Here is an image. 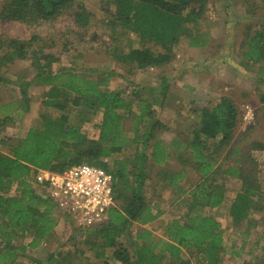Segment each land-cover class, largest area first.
I'll use <instances>...</instances> for the list:
<instances>
[{
    "label": "trees",
    "instance_id": "1",
    "mask_svg": "<svg viewBox=\"0 0 264 264\" xmlns=\"http://www.w3.org/2000/svg\"><path fill=\"white\" fill-rule=\"evenodd\" d=\"M113 1L116 5L114 18L108 23L112 39L118 40L115 30L121 24L141 42L140 45L129 44L127 51H120L118 45L114 48L116 60L131 64L133 68L167 65L175 45L182 38L195 46L204 45V39L210 35L203 26L209 0ZM68 10L73 11L77 24L88 25L91 13L81 0H3L0 19L35 25ZM252 26L246 24L243 30L245 50L242 58L258 64L257 81L263 83L264 23L254 29ZM91 36L97 44L107 41L101 35ZM54 45L56 43L49 40V36L39 34L28 38L0 36V68L17 58L30 60L35 70L33 77L28 79H10L0 72V83H15L19 88L15 101L0 105V131L13 120L8 113L10 108L30 107L28 88L33 83L47 86V99L43 103L62 111L57 116L42 115L41 124L29 128L8 152L0 150V237L5 240L0 249V264H23L17 263L15 258L18 252L25 251L26 245H13V237L30 235L28 246H39L54 237L64 217L55 202L33 182L34 170L62 171L82 162L102 166L113 174L115 198L119 203L108 211L107 219L99 225L72 228L73 235L85 234L83 243L96 258L93 264H191V258L193 264H220L226 250L224 229L228 224L209 210H215L226 199L227 181L236 179L239 182L228 213L233 225L245 222L250 226L252 211L257 208L264 211V206L258 202V198L264 196L258 161L250 153L252 149H264V142L251 141L249 149L242 152L239 145L243 138L234 139L242 120L234 99L222 94L191 110V122L184 130L188 139L174 142L177 158L199 176L193 185L178 184L186 174L183 170L161 169L158 172L176 187L177 198L184 203L181 216L164 222L163 237H156L142 226L133 233L135 222L145 224L162 213L156 203L151 205L143 187L148 178V163L157 165L169 155V150L158 140V130L164 128V124L158 119L154 103L142 98L138 89L132 90L139 109L135 112L134 102L123 90L108 88L114 71L94 68L85 74L86 70L78 67L77 57L73 58L72 66L53 69L52 63L60 57L46 48ZM62 50H66L65 46ZM165 87L163 85L162 93ZM100 112L98 137H88L81 125L93 121ZM130 118L132 127L128 131L125 124ZM130 147L133 158H114L113 167L109 168L107 159ZM232 158L233 161H229ZM107 249H111L110 253ZM259 249L261 255L242 264H264V243ZM184 250L192 251L191 256ZM259 258L262 261H256ZM55 260L51 257L47 264H54Z\"/></svg>",
    "mask_w": 264,
    "mask_h": 264
},
{
    "label": "rangeland",
    "instance_id": "2",
    "mask_svg": "<svg viewBox=\"0 0 264 264\" xmlns=\"http://www.w3.org/2000/svg\"><path fill=\"white\" fill-rule=\"evenodd\" d=\"M3 0H0V5ZM87 9L90 11L89 23L87 26H81L76 23L72 10L66 11L63 15H60L50 21H40L38 24L29 25L25 22L14 20V19H0V36H14L19 38H28L32 34H39L42 37L49 36V40H54L56 45L51 48H46L47 51H52L60 58L58 61L52 63V68L57 70L63 67L72 66L73 58L77 59L79 63V69L86 70L85 74L90 73L91 69L96 68L97 70H108L114 71L113 76L108 80L109 89H120L123 90L124 94L135 101L132 96V90L138 89L142 95L154 94L153 89L149 91L146 85L151 83L147 77H144V73L139 71L133 66L126 65L116 60L115 53L116 45L119 46L117 49L127 51L129 44L140 45L139 39L135 38L133 34L128 32L121 24L116 27L118 33V40L114 41L112 38V30L108 23L114 18L115 3L113 0H81ZM229 3L234 6V14L232 19H242L245 21L247 14L255 15V19H261L264 21V0H209L206 16L204 19L203 26L207 28L209 34L212 32L216 35L215 42L212 45L202 51L203 53H187L184 54L185 41L178 43L174 54H172L171 64L176 63L178 65L185 63L193 67L192 59L194 64L197 60L203 57H208L214 53H219L222 44V21L227 17L226 4ZM257 5V8H256ZM238 7V8H237ZM257 9V10H256ZM255 13V14H254ZM238 15V18H237ZM243 15L242 17H240ZM252 17V16H250ZM259 17V18H258ZM263 19V20H262ZM264 27V26H263ZM254 29V27H253ZM121 32L122 34H119ZM245 32L242 29L240 35ZM251 32V31H250ZM101 35L107 41L97 44V40H92L91 35ZM94 42V43H93ZM188 42V41H187ZM108 45V47H107ZM65 46L66 50H62ZM157 48V47H156ZM232 48V47H231ZM183 50V51H182ZM209 52V53H208ZM2 51L0 50V55ZM196 55L198 57H196ZM206 67L205 73L210 77V82L216 87L217 93L214 98L204 100V102L212 101L226 94L230 97H234L244 103L240 108V115H243V110L246 104H249L254 111L255 121L249 125L242 118L241 124L238 128L237 136L243 133L245 130H249L247 138L240 141L241 144H248L253 139H259L264 142V102L259 100L260 93L264 92V87L258 89L256 82L253 81L250 76H239L232 78L233 69L227 68L226 70L213 69L212 66L204 64ZM212 68V69H211ZM0 72H3L10 79H28L33 77L34 69L31 67L30 60L14 59L11 63L2 65ZM218 72V74L216 72ZM204 71V70H203ZM213 76H212V75ZM206 75V76H207ZM173 76V75H172ZM145 84V87L143 86ZM18 86L15 83L5 82L0 83V105H5L10 101H15L19 97ZM31 95L30 107L28 109L10 108L9 115L12 116V121L5 124L0 131V140H4L0 143V150L8 152L10 147L16 142L17 139L23 137L29 128L39 126L42 122V115L57 116L62 113L61 109L53 107L51 105H45L43 101L47 99L48 87L45 85H37L33 83L28 88ZM188 90H186L187 92ZM179 96H183L188 99L190 96L182 93ZM181 97V98H183ZM152 101V100H150ZM154 103V101H152ZM248 102V103H246ZM156 104V102H155ZM203 105V104H202ZM76 109L79 107L73 106ZM74 108V109H75ZM188 108V107H187ZM186 108V109H187ZM192 107L188 109L191 110ZM133 109L138 112L136 103L133 104ZM157 115L161 114V110L157 109ZM159 111V112H158ZM75 113V112H74ZM163 117V114L158 116V119ZM101 118V112L91 122H84L81 125L82 131L88 137H98V124ZM79 122V118L75 119ZM132 121L131 118L125 127L130 131ZM166 132L164 129L158 130V135H164ZM240 137V136H239ZM236 137V139H239ZM255 158L258 161V177L261 180V185L264 189V150H256L254 153ZM133 148L125 149L122 152L115 153L107 159V165L109 168L113 167L114 158H133ZM232 159H229L231 161ZM93 164V163H91ZM110 170V169H109ZM151 170V169H150ZM153 172V170H151ZM155 172V171H154ZM154 175V174H153ZM195 179V177L193 178ZM153 182L155 179H152ZM153 182L148 181L143 187V192L147 196L148 200L153 203L155 200L160 202L159 207L163 209L165 214L159 216L154 221H150L145 224V227L150 228L155 236L162 237L164 231L163 223L169 218L180 215L184 207V203L181 200L172 201L174 194L172 192L160 193L157 195L153 192L151 184ZM227 197L222 205L217 207L215 210H209V212H216V215L221 217L228 227L224 229L225 245L226 250L223 255V260L220 264H242L244 261H251L255 256L261 255L259 245L264 243V211L257 209L252 216V222L257 223L254 227H250L246 233L245 222L241 225H233L231 217L227 215L228 207L231 204L235 192L239 188V182L235 179H229L227 181ZM164 197V199H162ZM259 205L264 206V196L258 198ZM119 204V203H118ZM181 216V215H180ZM224 216L226 220L224 219ZM65 218V217H64ZM137 225V224H136ZM135 224L132 226L134 231L138 228ZM73 223L69 219H61L55 229V235L50 239L41 243L39 246L30 247L28 246L31 240L30 235H23L20 237H13L11 240L13 245H26V249L23 252H18L15 260L17 263L23 264H47L50 258L54 257L56 260L54 264H93L96 261L93 251L89 249L87 245L83 243L85 234H72ZM246 240V241H244ZM121 241H124L123 239ZM5 244V240L0 237V249ZM86 249L84 253H81L78 249ZM111 249H107L110 253ZM236 251L238 254H235ZM187 256H191L192 251L184 250ZM191 264L194 259L191 258ZM262 258L257 259L256 261ZM243 260V261H242ZM165 261V260H163ZM15 264V263H12Z\"/></svg>",
    "mask_w": 264,
    "mask_h": 264
},
{
    "label": "crops",
    "instance_id": "3",
    "mask_svg": "<svg viewBox=\"0 0 264 264\" xmlns=\"http://www.w3.org/2000/svg\"><path fill=\"white\" fill-rule=\"evenodd\" d=\"M225 8L227 9V17H224L225 19L222 21L223 27H222L221 35H219L222 37V44H221L219 53H217L218 52L217 51L216 53L208 57H205V58L203 57L200 60L196 59L197 62L195 64L192 59L191 63L193 64V67H191L190 65L188 67V65L185 63L178 65L176 63L171 64L170 62L167 65H164L162 67H149V68H144V69H138L139 71L144 73L143 75L144 77H147L148 80H151V83H148L146 87H148L149 91L153 89L154 94L152 96L150 94H147L145 96L141 95V97L148 98V100L154 101L155 109L161 110V114H163V117L160 118V121L164 124V128H161V129H164L166 133L161 136L158 135V140H160L163 146L167 150H169L168 151L169 155L165 159V161H162L161 163L157 165H153L151 164V162L148 163L147 165L148 178L146 179V183L148 181L153 182L152 179H155V181L151 184V188L153 192H155L157 195H159L160 193L172 192L174 194V197L172 198V201L174 203L179 200L177 198L178 193L176 192L177 190L176 187L172 185L170 181L165 180L163 176L158 174V172L161 169H164V170L166 169L169 172H171L172 170L174 171L183 170L186 174L184 177L178 180V184L180 185L184 184L185 186H189V184L193 185L199 179L198 174L194 171L193 168H191L188 165L183 164L177 158V153H175V149H174L175 148L174 142L177 139H183V141H185L186 138L188 139V135L186 137V132H184V130L188 126V124L191 122V117H189L190 116L189 113L194 108L201 107L207 104L208 101L204 102V100L209 99L210 97L214 98V95H216L217 93L216 87L210 82V77L205 73L207 68L204 67V64L209 63L213 69L226 70L228 67L232 68L234 71L232 78L234 77L237 78L239 76L241 77L251 76L253 81L256 82L257 84L256 88L260 89L264 87V82L258 83L257 81V79H259V75L257 74L258 64H253L252 60L248 61L242 58V51L245 50V47L242 46L243 39L239 41L240 37L242 36L240 35L242 32V29L244 30V27L246 24L251 23L253 25L252 27L255 28L257 25H258L257 27H259L261 23H264V21H259L260 19H255L256 18L255 15L257 13L256 14L254 13L255 15L247 14V17H245V19L247 20L245 21H241L242 19L233 20L232 17L233 15H235L233 12L234 6L232 4L229 5V3H227ZM256 8H257V5H256ZM242 16L243 15H241L240 17ZM237 18H238V15H237ZM243 38L245 37L243 36ZM215 40H216V35L214 34V32H212L211 35H208L207 38L204 39L205 41L204 45H195V46L189 45L185 38H182L179 43L185 41L184 42L185 43L184 54H187L189 52L201 54L203 53L202 51L209 48L212 45V43L215 42ZM177 45L178 44L175 45L173 52H175ZM196 57L198 56L196 55ZM262 64L264 65V61L262 62ZM213 71L216 72L215 70ZM216 73L218 74V72ZM163 85H165L166 87H165L164 92L162 93L161 89L163 88ZM143 86L144 88H146L145 84H143ZM186 90L188 91L186 92ZM182 93L187 94L190 97L186 99L183 96H181L183 97L181 98L179 94L181 95ZM260 95L264 96V92H261ZM261 96L259 97V100L264 102V99L261 98ZM231 98L234 99V102L238 108V111H240V108L244 103H241V101H238V99H235L234 97H231ZM190 107L192 108L191 110L188 111ZM161 114L159 113L158 116H160ZM238 128H237L236 135L234 138L235 141L239 140L240 138H243V141H245L244 139L247 138L249 130H245L243 133L239 135L240 136L239 137L237 136V132L239 131ZM236 137H239V139H236ZM254 140H259V139H253L251 141H254ZM259 141H262V140H259ZM249 145L250 143L248 144L240 143L239 146L242 148V152H246L249 149L248 148ZM256 150H259V149H252L250 153L253 154ZM261 150H264V149H261ZM231 161H233V158ZM150 169L153 170V172H151ZM194 177L195 179H193ZM227 192H228V189H227ZM226 197H227V193H226ZM162 199H164V197ZM155 203L158 205L157 209L159 208L162 211V213L160 214V217H161L163 214H165L166 211H164L163 209H161V207H159L160 202L158 200H155L153 203H151V205H154ZM257 209L260 210V208H257ZM255 211H252L250 217L253 216V213ZM228 213H229V207H228L227 215ZM180 215H176L173 217H179ZM134 224L135 225L137 224L136 226L138 227H141V226L145 227L146 223L140 224L138 222H135ZM249 224L250 226L247 223H245L246 228H247L245 235L248 234L247 230H249L251 226L254 227L255 225L252 223H249ZM135 231L134 229H132L133 233ZM153 234L155 235V233ZM163 236H164V231H163Z\"/></svg>",
    "mask_w": 264,
    "mask_h": 264
},
{
    "label": "built area",
    "instance_id": "4",
    "mask_svg": "<svg viewBox=\"0 0 264 264\" xmlns=\"http://www.w3.org/2000/svg\"><path fill=\"white\" fill-rule=\"evenodd\" d=\"M242 119L248 124L255 121L249 104L244 107ZM33 174V182L39 190L44 191L55 202L57 210L77 228L99 225L118 204L113 174L102 166L82 162L62 171L36 168Z\"/></svg>",
    "mask_w": 264,
    "mask_h": 264
}]
</instances>
